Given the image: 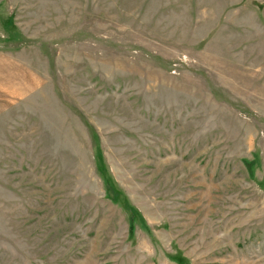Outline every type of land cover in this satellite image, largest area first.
Segmentation results:
<instances>
[{
    "label": "rangeland",
    "instance_id": "374dc122",
    "mask_svg": "<svg viewBox=\"0 0 264 264\" xmlns=\"http://www.w3.org/2000/svg\"><path fill=\"white\" fill-rule=\"evenodd\" d=\"M0 264H264V0H0Z\"/></svg>",
    "mask_w": 264,
    "mask_h": 264
}]
</instances>
